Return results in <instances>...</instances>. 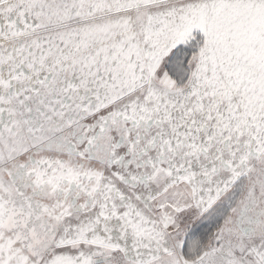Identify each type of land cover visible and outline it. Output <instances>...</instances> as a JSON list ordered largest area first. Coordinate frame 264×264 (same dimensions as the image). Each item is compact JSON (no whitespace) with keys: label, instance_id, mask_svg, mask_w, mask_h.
I'll list each match as a JSON object with an SVG mask.
<instances>
[{"label":"snow or ice","instance_id":"6c2138e0","mask_svg":"<svg viewBox=\"0 0 264 264\" xmlns=\"http://www.w3.org/2000/svg\"><path fill=\"white\" fill-rule=\"evenodd\" d=\"M0 264H264V0H0Z\"/></svg>","mask_w":264,"mask_h":264}]
</instances>
